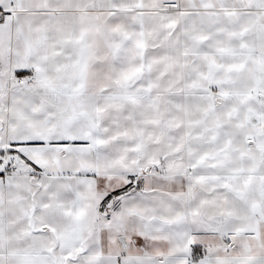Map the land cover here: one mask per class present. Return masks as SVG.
Wrapping results in <instances>:
<instances>
[{
    "label": "snow or ice",
    "instance_id": "1",
    "mask_svg": "<svg viewBox=\"0 0 264 264\" xmlns=\"http://www.w3.org/2000/svg\"><path fill=\"white\" fill-rule=\"evenodd\" d=\"M0 264H264V0H0Z\"/></svg>",
    "mask_w": 264,
    "mask_h": 264
}]
</instances>
